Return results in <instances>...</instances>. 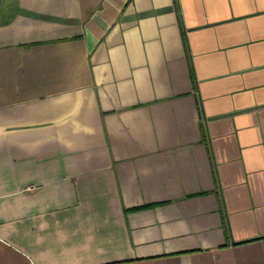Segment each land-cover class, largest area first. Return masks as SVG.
I'll return each mask as SVG.
<instances>
[{
  "label": "crops",
  "instance_id": "crops-1",
  "mask_svg": "<svg viewBox=\"0 0 264 264\" xmlns=\"http://www.w3.org/2000/svg\"><path fill=\"white\" fill-rule=\"evenodd\" d=\"M0 264H264V0H0Z\"/></svg>",
  "mask_w": 264,
  "mask_h": 264
}]
</instances>
